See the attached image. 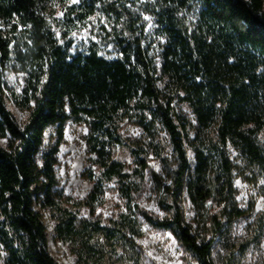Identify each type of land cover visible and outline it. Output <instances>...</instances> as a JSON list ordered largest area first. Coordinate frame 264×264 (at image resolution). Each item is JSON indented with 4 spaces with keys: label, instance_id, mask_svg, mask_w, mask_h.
<instances>
[{
    "label": "trees",
    "instance_id": "trees-1",
    "mask_svg": "<svg viewBox=\"0 0 264 264\" xmlns=\"http://www.w3.org/2000/svg\"><path fill=\"white\" fill-rule=\"evenodd\" d=\"M83 1L94 5L102 0ZM191 4L202 10L198 33L189 36L178 25L177 12ZM158 18L166 37L160 73L171 92L167 95L158 89L157 71L138 39L118 38L121 58L114 61L95 52L71 57L47 29L41 0H0V140L7 141L0 146V263L4 253L3 264H58L47 250L34 204L42 198V208L53 206L54 167L71 121L87 125L88 152L105 180H119L121 197L128 201L130 175L112 159V150L122 145L119 125L134 122L148 136H154L156 124L163 128L177 168L169 186L157 175L153 178L171 200L161 206L172 218H145L154 228L170 231L197 264H213L211 243L198 241L184 223L180 203L185 187L198 213L209 200L221 218L237 220L252 211L253 205L247 210L237 206L226 149L233 147L264 178V148L258 143L264 130V0H165ZM18 38L28 51L22 55L28 67L22 106L30 113L22 127L7 109L4 82L11 42ZM176 99L192 110L197 138L211 135L206 143L213 150L209 155L195 152L193 181L187 184L188 158L172 116ZM50 127L56 128V141L39 164L37 155ZM136 160L139 170L146 171V160L139 155ZM102 193L97 184L90 199L96 201ZM211 220L218 224L215 217ZM262 233L260 226L257 240Z\"/></svg>",
    "mask_w": 264,
    "mask_h": 264
},
{
    "label": "rangeland",
    "instance_id": "rangeland-1",
    "mask_svg": "<svg viewBox=\"0 0 264 264\" xmlns=\"http://www.w3.org/2000/svg\"><path fill=\"white\" fill-rule=\"evenodd\" d=\"M164 1L102 0L87 5L83 0L76 3L73 0H41V3L47 29L71 57L95 52L107 61H114L121 58L118 38L138 39L157 71L158 89L162 95H167L171 92L164 86L166 81L160 73L166 37L158 18ZM201 10L200 5L191 4L177 12L178 25L187 35L198 33ZM11 52L4 73L5 103L22 127L30 113L22 106L28 81V67L23 63L26 56H22L28 51L23 38L12 40ZM172 116L188 158L187 184L193 181L195 152L213 153L206 143L211 135L205 133L200 140L197 138L196 118L186 103L174 100ZM88 132L87 125L81 122L71 121L66 125L64 142L59 147L54 167L57 184L51 195L53 206L42 208V198L34 204L45 228L50 256L58 264H197L170 231L154 228L145 218L146 215L156 220L172 218L171 212L161 206V203L170 205L171 200L153 178L155 174L163 186H169L177 168L163 128L156 124L154 136H148L134 122L124 120L119 125L122 145L112 150V159L130 175L129 201L121 197L119 180H105L103 169L88 152ZM55 141L56 128H47L37 155L39 164ZM258 143L264 148V130L258 135ZM6 145V140H0L1 147ZM226 154L232 163L237 206L247 210L253 205L252 211L237 220L221 218L218 208L209 200L204 212L198 213L185 187L180 203L184 223L198 241L211 243L213 264H264L263 173L249 165L230 145ZM136 155L146 160V171L139 170ZM97 184H101L103 193L93 201L90 195ZM212 217L218 221L217 225H213ZM260 226L263 233L257 240L256 229ZM99 227L105 232H98ZM5 257L2 253L0 264Z\"/></svg>",
    "mask_w": 264,
    "mask_h": 264
},
{
    "label": "snow or ice",
    "instance_id": "snow-or-ice-1",
    "mask_svg": "<svg viewBox=\"0 0 264 264\" xmlns=\"http://www.w3.org/2000/svg\"><path fill=\"white\" fill-rule=\"evenodd\" d=\"M78 2V0H73V3H76ZM145 19H148V17H145Z\"/></svg>",
    "mask_w": 264,
    "mask_h": 264
}]
</instances>
